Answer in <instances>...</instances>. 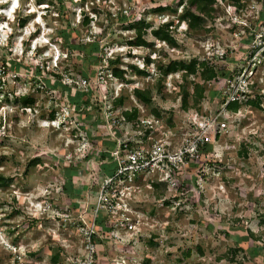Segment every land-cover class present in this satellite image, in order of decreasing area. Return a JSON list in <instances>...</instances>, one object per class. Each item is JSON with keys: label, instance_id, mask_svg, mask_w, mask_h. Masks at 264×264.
Instances as JSON below:
<instances>
[{"label": "rangeland", "instance_id": "obj_1", "mask_svg": "<svg viewBox=\"0 0 264 264\" xmlns=\"http://www.w3.org/2000/svg\"><path fill=\"white\" fill-rule=\"evenodd\" d=\"M208 9L201 25L189 28L179 0L0 4V264L82 259L79 214L96 199L109 149L134 128L114 124L132 106L161 116L174 143L208 123L203 134L211 146L188 160L178 188L155 182L153 193L133 203L145 211L141 224L134 217L132 228L118 224L113 234L95 236L97 264H264V55L251 51L264 35V0H213ZM138 18L149 26L131 44ZM169 20L175 43L151 32ZM192 58L211 60L218 75L205 82L198 107L183 109L182 85L193 94L202 80H183L182 69L163 75L161 64ZM239 72L249 85L244 99L236 110L222 109L223 81ZM137 87L151 89L150 103L137 98ZM23 94L31 98L25 105L15 100ZM34 156L40 162L29 165Z\"/></svg>", "mask_w": 264, "mask_h": 264}, {"label": "built area", "instance_id": "obj_2", "mask_svg": "<svg viewBox=\"0 0 264 264\" xmlns=\"http://www.w3.org/2000/svg\"><path fill=\"white\" fill-rule=\"evenodd\" d=\"M251 48V51L264 55V35L254 41ZM241 73L236 74L237 78L231 73L223 81L225 99L220 105L222 109L226 110L230 101L242 102L244 99L242 94L249 85L240 83ZM217 116L215 114L214 118L217 119ZM125 121L134 128L132 131H124L123 137L117 138L113 148L109 149L111 161L107 165V172L102 173L98 179L96 199L93 203H87L92 206L89 212L79 214V229L85 252L82 259H77L74 264H97L96 235L107 236V232L113 234L112 230H116L118 224L127 223V228H132L133 223L128 221L134 217V223L141 224L145 211L137 205L132 206L133 203L144 200L148 191L152 190L153 193L155 182L165 183L166 189L178 188L177 178L188 160L196 156L200 144L208 142L203 134L208 123H200L201 131L195 135L187 134L184 130L174 143V130L163 123L161 116L138 113L136 118L126 120L120 112L114 124L122 125ZM219 126V122L214 124L215 129ZM159 131L162 132L159 134Z\"/></svg>", "mask_w": 264, "mask_h": 264}, {"label": "trees", "instance_id": "obj_3", "mask_svg": "<svg viewBox=\"0 0 264 264\" xmlns=\"http://www.w3.org/2000/svg\"><path fill=\"white\" fill-rule=\"evenodd\" d=\"M235 4H239L240 0H233ZM179 2L182 4L183 11L180 13V18L185 20L189 28L192 27H197L201 25V22L203 20V12L209 13L210 9H208V5H210L213 0H179ZM159 9H162L163 7H158ZM176 9V8H174ZM25 23V18L23 17L20 19V24L24 25ZM132 26H134L137 38L133 43L131 44H139L143 33L146 30V27H148V23L144 24L143 19H135L131 23ZM171 25V20L169 21H164L163 23L159 24L155 28L151 29L152 34L162 40L169 41L170 43H175L172 35L169 33L167 27ZM149 60V59H148ZM147 60V62H148ZM108 61L112 64H115L118 62V58H112L108 59ZM214 63V62H213ZM212 61H208L206 59H197V58H192L188 61H184L181 59H172L169 61L167 64L162 65L161 64V74L165 75L170 72L177 71L179 69H182V79L186 80L187 76L189 74H194L198 75L199 78L202 81H195L193 85V94L190 93V90L188 87L185 86V84L182 85L181 93H180V98H181V107L183 109H189L191 106H199V102L204 96V90H205V82L211 78H215L218 75V71L215 68V64H213ZM138 72H145V69L142 68H136ZM123 69H120L119 67L113 66L111 69V73L115 76L122 77L123 76ZM222 74H225L224 71L221 72ZM162 81L161 75L158 77L157 80V88H159L160 84ZM60 82V81H57ZM58 84V83H57ZM136 96L139 100L142 102L148 104L151 102V89L149 88H136ZM80 95V91L75 92V96H71L70 99L73 100L74 102L78 101V97ZM190 96L192 97V101L189 100ZM30 97L27 94L20 95L19 97H16L15 100H20L22 105H25L26 103L30 102ZM252 99H247L244 101V103H252ZM240 105V102L238 101H230L227 104V107L232 110H236ZM194 107L195 109L198 110V108ZM139 113V108L137 106H132L128 109H124L122 111L123 116L125 117L126 120H130L132 118H136ZM211 146L210 142H205L200 144L199 149L201 151H207L209 150ZM245 148L241 149V152H244ZM38 162H40V158L38 156H34L29 160V165H35ZM0 178L2 179L3 176L0 175ZM160 186L166 189V184L165 183H160ZM69 188V187H66ZM72 189V185L71 188ZM161 193H159L160 195ZM259 221L262 226H264V211L260 214L259 216ZM242 242H246L248 240V236H243ZM264 239V238H263ZM230 260H234L233 257H229Z\"/></svg>", "mask_w": 264, "mask_h": 264}, {"label": "clouds", "instance_id": "obj_4", "mask_svg": "<svg viewBox=\"0 0 264 264\" xmlns=\"http://www.w3.org/2000/svg\"><path fill=\"white\" fill-rule=\"evenodd\" d=\"M7 2H8V0H0V4L7 3ZM17 5H18V0H12V8L15 9L17 7ZM7 15L11 16L12 15L11 11H8ZM0 239H2V238H0Z\"/></svg>", "mask_w": 264, "mask_h": 264}]
</instances>
